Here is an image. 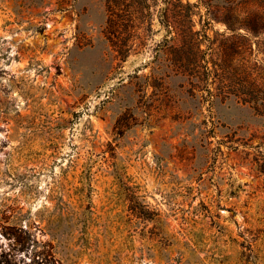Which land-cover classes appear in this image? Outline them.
Returning <instances> with one entry per match:
<instances>
[{
  "label": "rangeland",
  "instance_id": "obj_1",
  "mask_svg": "<svg viewBox=\"0 0 264 264\" xmlns=\"http://www.w3.org/2000/svg\"><path fill=\"white\" fill-rule=\"evenodd\" d=\"M146 1L122 59L104 0H0V264H264V127L166 78V2ZM183 1L264 78V0Z\"/></svg>",
  "mask_w": 264,
  "mask_h": 264
},
{
  "label": "trees",
  "instance_id": "obj_2",
  "mask_svg": "<svg viewBox=\"0 0 264 264\" xmlns=\"http://www.w3.org/2000/svg\"><path fill=\"white\" fill-rule=\"evenodd\" d=\"M165 2L161 23L166 35L157 45L152 60L155 61L159 51H166V78L191 82L195 89L208 93L212 102L218 99L235 103L249 111L257 124L264 127V78L254 74L255 68L247 65L234 67L228 63L234 51L226 45L216 47L215 40H211L205 32L194 29L196 4L183 0ZM104 3L107 14L104 32L118 57L124 59L133 49L145 47L143 35L149 30L153 31L151 24H148L147 1L104 0ZM225 22L231 31L225 38L226 42L236 39L251 41L252 36L257 35L254 25H245L248 32L241 33L236 25ZM204 40L209 41L206 48L202 47ZM256 53L264 54V49H258ZM262 156L264 159V154ZM261 172L264 173V167Z\"/></svg>",
  "mask_w": 264,
  "mask_h": 264
}]
</instances>
